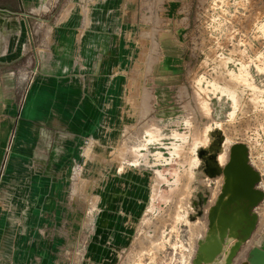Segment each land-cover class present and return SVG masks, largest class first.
I'll use <instances>...</instances> for the list:
<instances>
[{"label": "rangeland", "instance_id": "rangeland-1", "mask_svg": "<svg viewBox=\"0 0 264 264\" xmlns=\"http://www.w3.org/2000/svg\"><path fill=\"white\" fill-rule=\"evenodd\" d=\"M162 8L165 16L142 18L160 31L144 34L131 71L134 111L122 114L116 146L97 148V216L110 209L116 218L123 195L138 215L120 217L121 241L95 264H193L224 183L214 157L237 144L263 192L256 228L233 260L244 264L264 231V0H165ZM90 236L68 242L70 264H94Z\"/></svg>", "mask_w": 264, "mask_h": 264}, {"label": "crops", "instance_id": "crops-1", "mask_svg": "<svg viewBox=\"0 0 264 264\" xmlns=\"http://www.w3.org/2000/svg\"><path fill=\"white\" fill-rule=\"evenodd\" d=\"M161 5L0 0V264H70L68 242L88 235L95 264L121 241L120 217L138 215L123 195L116 218L97 216V148L116 146L134 111L131 71L144 34L160 31L142 18L165 16Z\"/></svg>", "mask_w": 264, "mask_h": 264}, {"label": "bare ground", "instance_id": "bare-ground-1", "mask_svg": "<svg viewBox=\"0 0 264 264\" xmlns=\"http://www.w3.org/2000/svg\"><path fill=\"white\" fill-rule=\"evenodd\" d=\"M231 99L235 101V99ZM237 145L239 148L237 150L236 160L248 168L250 171L249 174L256 175L257 172H255L247 163V148L243 144ZM227 153L223 154L217 152L214 157L215 160L222 165L221 175L223 182L224 175L222 172L229 164L231 158V153H229V155ZM226 154L227 157L224 158ZM246 204L247 201L241 199L226 208L220 206L216 221L213 225L208 226L203 238L198 242L199 248L195 251L193 264H225L228 252L235 242L239 241L243 246L247 241V236L250 235L249 238H251L253 231L256 228L258 218L257 215L252 212L253 209L250 210ZM212 209L213 207L209 211H212ZM235 258H237V255ZM230 263L232 264L234 261H231ZM244 264H247L246 260Z\"/></svg>", "mask_w": 264, "mask_h": 264}, {"label": "water", "instance_id": "water-1", "mask_svg": "<svg viewBox=\"0 0 264 264\" xmlns=\"http://www.w3.org/2000/svg\"><path fill=\"white\" fill-rule=\"evenodd\" d=\"M238 148V145L231 147L230 162L222 172L224 175V183L221 193L212 211L208 213L209 225H213L216 221L220 206L226 208L237 200L245 199L247 201V207L251 210L263 198V192L255 188L259 181L258 174H249L250 171L248 168L236 160ZM249 237L250 235L246 239ZM241 246V242H235L228 252L225 264H231L230 262H233ZM246 261L247 264H264V231L253 242V247L249 251Z\"/></svg>", "mask_w": 264, "mask_h": 264}, {"label": "built area", "instance_id": "built-area-1", "mask_svg": "<svg viewBox=\"0 0 264 264\" xmlns=\"http://www.w3.org/2000/svg\"><path fill=\"white\" fill-rule=\"evenodd\" d=\"M79 170H77L76 172H72V176H71V180H75L76 179V176H78L79 175ZM193 262V261H192Z\"/></svg>", "mask_w": 264, "mask_h": 264}]
</instances>
